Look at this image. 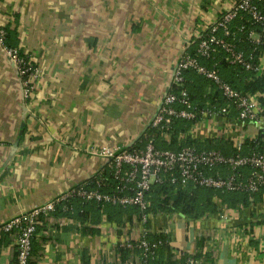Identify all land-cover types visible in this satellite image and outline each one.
I'll return each mask as SVG.
<instances>
[{
  "label": "crops",
  "instance_id": "obj_1",
  "mask_svg": "<svg viewBox=\"0 0 264 264\" xmlns=\"http://www.w3.org/2000/svg\"><path fill=\"white\" fill-rule=\"evenodd\" d=\"M231 1L0 0L9 45L40 69L24 97L0 44V224L96 175L108 165L104 150L134 145L150 129L187 42ZM213 123L192 125L179 141L234 144L253 138L264 118L245 123L234 113ZM217 204V213L197 219L160 216L150 234L168 229L162 260L264 264V192L244 207ZM122 221L41 218L30 264H139L138 251L120 258L119 240L137 227ZM0 264H16L14 234H0Z\"/></svg>",
  "mask_w": 264,
  "mask_h": 264
},
{
  "label": "built area",
  "instance_id": "obj_2",
  "mask_svg": "<svg viewBox=\"0 0 264 264\" xmlns=\"http://www.w3.org/2000/svg\"><path fill=\"white\" fill-rule=\"evenodd\" d=\"M238 19H245L250 27L245 23L231 26ZM4 35V31L0 29V44L21 80L24 97H29L40 76V69L26 55H20L19 49L6 46ZM244 35L251 46L247 54L238 48V42L243 40ZM262 44H264V0H232L230 6L218 13L195 43L191 40L187 42L183 54L175 64L169 86L163 94L150 128L160 132L162 139L168 141L169 136L166 134H169L176 119L197 120L194 126L202 124L212 127L216 117H227L234 111L237 119L242 122L261 123L264 118V103L260 98H264V93L248 94L232 88L222 80L217 68H207L202 65L199 56L210 58L218 51H222L227 62L240 66L256 77H261L264 76V47L259 51ZM192 46L196 47L194 55L189 51ZM185 70H193L211 80L220 90L226 104L217 108L195 110L184 88ZM177 89L179 91L176 92ZM143 135L147 137V133ZM259 135L264 140V126L253 139ZM154 141V135H151L142 148L129 146L102 152L108 161L107 167L113 171V177L121 181L111 193H103L97 188L89 189L81 183L1 223L0 234L11 233L15 236L16 264H30L32 243L41 218L51 215L58 206L71 198L97 202L101 206L107 204L121 207L134 206L146 211L150 208L146 193L154 183H162L166 180L172 184L201 186L220 192H246L250 196L264 188V151L250 150L243 153L244 139L240 138L234 143L236 152L232 155H225L216 149L199 150L194 146H185L180 150L159 149ZM102 179L96 182L99 186L103 184ZM172 214L157 212L155 215H144L137 221V227H131L137 234L133 233L134 229L126 232L119 240L118 246L129 249L130 252L139 250V264H147L148 258L154 254L160 244V241L148 239L151 226L159 223L158 219L161 215L169 218ZM220 217L222 220H227L228 214L225 211ZM148 220L151 223L150 227L146 224ZM167 231L168 229L161 225L153 233L165 235ZM187 264H196V260L192 256L188 257Z\"/></svg>",
  "mask_w": 264,
  "mask_h": 264
},
{
  "label": "trees",
  "instance_id": "obj_3",
  "mask_svg": "<svg viewBox=\"0 0 264 264\" xmlns=\"http://www.w3.org/2000/svg\"><path fill=\"white\" fill-rule=\"evenodd\" d=\"M245 23L248 27L250 25L245 19H238L232 23L231 26H239ZM5 33L4 43L8 47H13L9 45V28L8 25L0 26ZM240 42H238V48L243 50L246 54L251 50L250 42L246 39L245 35L242 36ZM264 44L260 45V49H263ZM192 55L196 54V47H192L190 50ZM20 55H23L20 52ZM199 61L202 65L207 68L215 67L219 70V74L222 80L228 83L232 88L248 94L264 93V76L256 77L251 72L243 70L240 66L235 64H230L225 59V54L222 51H218L210 58H205L199 56ZM184 88L187 90L190 101L193 104L195 110H201L210 107H221L226 104L225 98L221 95L220 90L215 86V84L207 79L206 77L197 74L193 70H185L184 72ZM179 91L178 89L176 92ZM260 101L264 103V98H260ZM232 111L230 114H234ZM197 120L189 121L184 119H176L171 126L169 134V140H163L162 134L155 131L154 128L147 130V137L142 135L140 139L132 145L133 148H142L147 142L148 136L154 135L155 146L159 149H172L180 150L185 146H194L199 150L202 149H216L221 151L225 155L234 154L235 148L233 142L230 140L221 139L217 142L212 140H205L200 142L197 139L187 138L186 140L179 141L180 133H185L192 128V125L196 124ZM264 151V140L261 135L255 139L250 138L244 140L243 153L248 151ZM246 169L243 170L245 172ZM103 178L101 181L103 184L99 186L96 182L98 179ZM86 188L94 189L97 188L103 193H111L116 189L120 180L113 177V171L109 167L103 168L101 173L90 177L83 182ZM123 183V182H122ZM264 192L262 188L259 192L252 194L234 191V192H220L212 188H206L201 186H183L180 184H172L170 181L166 180L162 183H154L150 190L146 193V198L150 201L149 210H140L139 207L128 206H113V205H103L97 202H85L80 198H71L65 201L63 204L58 206L53 212L61 216H68L76 218L81 222H85L89 216L105 219L107 221H113L118 226L122 225V220H127L132 224L135 220L139 221L144 215H155L157 212L162 213H178L189 218H200L204 215L215 214L219 211L217 202L225 204L228 207L237 208L238 206H247L250 198L254 199L258 195L260 196ZM150 227V220L146 223ZM148 239L150 241H160L159 247L155 250L154 254L150 256L147 260V264H187L188 257L182 258L181 262L170 261L168 254L167 260H162L163 254L169 250L168 240L166 235L159 234H149ZM201 245V243H198ZM120 258L125 261L129 249L119 247ZM139 251V250H138ZM159 256V259H158ZM196 256L193 258L195 259ZM158 259V261H157Z\"/></svg>",
  "mask_w": 264,
  "mask_h": 264
}]
</instances>
